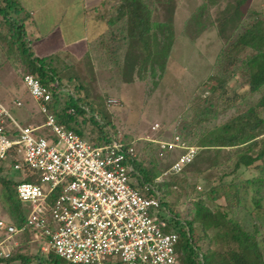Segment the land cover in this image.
I'll return each instance as SVG.
<instances>
[{
	"label": "rangeland",
	"instance_id": "1",
	"mask_svg": "<svg viewBox=\"0 0 264 264\" xmlns=\"http://www.w3.org/2000/svg\"><path fill=\"white\" fill-rule=\"evenodd\" d=\"M142 1L149 10L150 22L160 27L151 29L157 40H162L161 26L166 27L162 31L171 33L164 61L158 59L143 63V51L128 50L121 23H117L99 36L95 44H91V51L81 59H76L80 53L77 51L81 50H72L74 52L57 62L52 70L61 86L86 102L89 112L106 123V128L114 133L115 138L135 140L137 154L144 163L152 165L157 177L175 161L179 151H172L164 161L158 156L156 145L145 139H166L173 128L176 130L177 126L190 121L191 107L196 104L210 106L214 114L200 125H191L193 130L184 139L187 145L198 148L196 158L176 178H158L157 190L169 207L176 230L179 229L176 222L182 226L186 222L191 224L194 246L200 254L211 255L213 260H217L218 255L227 249L237 248V240L230 237L227 229L225 232L222 226L214 227L219 222L214 216L219 212L225 215V226L226 223L236 226L249 236V243L258 248L264 261V184L259 183L264 181V175L252 167L262 165L264 156L248 169L239 167L235 170L236 155L240 150L245 151L244 145L198 147L209 130L246 112L264 97V85L250 93L242 84L239 69L250 50L237 55L234 66L223 78L222 90L217 87L219 78L212 77L220 53L241 28L250 23L252 14H258L264 21V0ZM112 10L111 5L107 19ZM8 15L14 19L11 12ZM0 29L2 37L5 26L0 25ZM22 41L25 51H35L34 43H31V48L24 38ZM11 42L0 38V103L21 126H40L44 117L37 108L30 115L26 113L32 104L24 98L26 95L30 99L21 80L25 74L24 63L20 60L23 56ZM90 55L93 57L92 65ZM15 99L23 102L24 109L20 107L19 111L12 105ZM107 100L113 103H106ZM256 113L262 123L253 131L255 146L244 152L251 156H255L256 150L264 143V107ZM154 124L158 125L156 131L151 130ZM44 133L45 129L37 132L38 135ZM25 175L12 170L10 160L0 163V178L4 180L20 182L27 178ZM219 185L223 191L218 190ZM2 190L0 185V219L5 220L9 209L4 203ZM22 209L23 214L27 213L25 207ZM22 237L28 239L27 235ZM37 249V244L29 246L25 243L12 257L28 258V264H41L43 258ZM6 259L0 258V264H22L19 259L9 262L4 261ZM104 263L111 264L109 260ZM59 264L65 263L60 261Z\"/></svg>",
	"mask_w": 264,
	"mask_h": 264
},
{
	"label": "built area",
	"instance_id": "2",
	"mask_svg": "<svg viewBox=\"0 0 264 264\" xmlns=\"http://www.w3.org/2000/svg\"><path fill=\"white\" fill-rule=\"evenodd\" d=\"M21 80L44 121L21 126L0 103V162L10 160L12 170H27L34 180L15 185L16 199L27 213L21 227L0 220V258H9L25 234L41 255L52 253L70 264H179L178 234L158 192L143 197L135 188L133 142L114 137L90 145L56 124L48 110L53 95L69 89L42 85L31 74ZM157 128L154 124L151 130ZM40 129L46 133L38 135ZM154 143L160 158L179 151L161 173L165 178L180 175L198 153L174 128Z\"/></svg>",
	"mask_w": 264,
	"mask_h": 264
},
{
	"label": "trees",
	"instance_id": "3",
	"mask_svg": "<svg viewBox=\"0 0 264 264\" xmlns=\"http://www.w3.org/2000/svg\"><path fill=\"white\" fill-rule=\"evenodd\" d=\"M108 1L111 2L113 10L112 15L106 21L107 29L109 30L115 24L121 23V32L127 42L128 50H142L144 53L142 58L143 63H148L149 61L153 62L158 59L164 61L172 36L170 31H162L166 30L165 26H161L163 29H160V32L163 34L161 42L151 33L153 27L158 28L159 26L150 22V13L145 2L142 0ZM8 9L13 10L14 13H18L19 11L15 10L16 3L14 0H0V25L3 24L5 26V33L2 37L0 36V38L6 40L8 43L12 41L11 44H15L16 50L20 51L23 56L20 60L24 63L25 74L33 75L42 85L54 83L57 87H61L56 73L44 64L45 59L32 57L30 52L24 50L22 44L24 31L21 25L7 14L6 10ZM250 19V23L241 28L239 33L234 36L232 42L219 55L218 63L215 66V73L212 76L216 79L219 78L216 80L219 83V85H217L219 90H222V85H224L223 78L227 72H230L231 67L234 66L237 55L245 50H250L251 53L241 61L242 66L239 72H241L243 78L242 84L248 88V92L250 93L255 92L264 85V21L261 20L256 13H253ZM130 56H132V54H130ZM160 67L162 69V65ZM212 90L214 91L215 88H212ZM262 107H264V97H261L258 102L246 112L231 117L219 127L209 130L207 135L203 137L202 142L198 143V147H235L244 145L246 152L254 148L256 141L254 138L256 135L253 131L262 123V120L257 116L256 110ZM48 110L53 115L56 124L62 126L67 131L73 132L92 146L109 143L115 136L113 135L114 133L106 128V123L99 121L94 114L92 115L89 112L87 103L76 96L74 92L72 93V91L54 94L52 101L48 104ZM191 111L193 114L190 121L175 128V131L183 142H185V136L193 130V126L191 125H200V123L206 121L209 116L214 114L210 106L201 107L199 104L191 107ZM122 141L128 142L127 138H122ZM245 151H238L236 155L237 159L234 163L235 170L239 167L248 169L254 163L261 160L264 156V143L256 150L255 156L246 154L244 153ZM132 167L134 173L131 174V177L134 178L135 188L138 189L143 197L153 196L154 192L158 191V184L154 182L157 173L152 165L144 163L136 152V156L132 161ZM252 167L257 172L264 175V162H262L260 166L257 165ZM23 172L26 174L25 177H27L23 179L24 182L34 181L27 170ZM176 177L177 176H170L167 178ZM16 183L17 182H11L0 178V185L3 188V200L9 209L8 218L5 219V221L16 227H21L24 214L22 206L15 196L14 189ZM259 183L262 185L264 181ZM227 189L230 188L227 187ZM218 190L223 191L221 185L218 186ZM225 193L229 192L226 191ZM160 206L166 208L169 212L167 203L162 201L161 197ZM216 215L217 216L214 217L215 219L218 217L219 222H216L214 227L217 228L222 226L225 228V232L227 229L230 237L237 240V248L227 249L222 254L218 255L217 260H213V256H207L205 253L200 254L195 248L191 224L189 222L184 223L183 226H186L185 229L181 224L176 222L175 224L179 226V229L176 230L179 239V262L182 264H264L262 256L258 252V248L255 247L254 244L249 243V236L240 232L236 226H230L228 223H226L227 225L225 226V215H221L219 212ZM24 238L26 239V237ZM42 258L43 262L41 264H59L60 261L64 262L52 253H48ZM17 259H19L22 264H28L30 261V259L20 256H10V258L4 261L9 262Z\"/></svg>",
	"mask_w": 264,
	"mask_h": 264
},
{
	"label": "crops",
	"instance_id": "4",
	"mask_svg": "<svg viewBox=\"0 0 264 264\" xmlns=\"http://www.w3.org/2000/svg\"><path fill=\"white\" fill-rule=\"evenodd\" d=\"M14 2L16 3L15 10H19L18 13L8 9L6 10L7 14L11 12L17 23L21 25L24 31V40L28 44L34 43L36 45L34 52V49H30V52L32 50L33 54H35L32 55L31 52V56L45 59L44 64L49 69L57 66V62L59 63L61 59L67 58V55L74 52H71L72 50H81L77 51L80 53L76 57V59H81L84 54L91 51V44L107 31L106 17L111 8V2L108 0H14ZM30 46L33 48L32 44ZM64 51H67L66 55L62 54ZM89 58L91 63L93 57L90 55ZM24 98L28 103L32 104L31 109L26 111L30 115L33 111H36L35 103L26 95ZM14 101L21 103L20 100L15 99L12 101V105ZM22 103L20 107L24 109ZM26 122L28 123L29 121L26 120ZM169 135L170 132L168 137ZM145 140L146 142L154 143V141L164 140V138ZM130 142H133L136 151L135 140H128V142L124 143L129 144ZM166 157L162 159L165 161ZM1 162H5V160ZM158 178H162L161 174L154 180L155 183H157L156 180ZM158 194L160 196L159 192ZM0 220L5 221L4 219ZM17 242L18 246L11 250V256L20 250L22 244L32 245L28 239L26 240L23 237ZM36 252L39 256H44L39 253L38 249Z\"/></svg>",
	"mask_w": 264,
	"mask_h": 264
}]
</instances>
